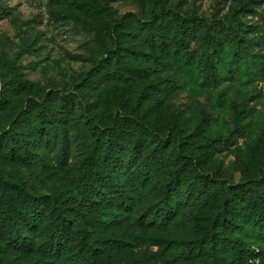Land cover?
<instances>
[{
    "label": "rangeland",
    "instance_id": "rangeland-1",
    "mask_svg": "<svg viewBox=\"0 0 264 264\" xmlns=\"http://www.w3.org/2000/svg\"><path fill=\"white\" fill-rule=\"evenodd\" d=\"M81 2L103 10L102 14L89 17L78 7ZM161 4L207 21L228 18L248 5L250 16L241 21L264 25V0H0V178L4 182L32 197L59 195L62 203L76 197L84 157L80 144L91 130L85 121L97 125L116 114L134 113L143 116L151 134L160 139H165L172 124L183 132L186 143L199 149L226 139L208 163L224 172L226 181L238 183L246 160L264 152V75L254 81L235 77L215 84L199 75L198 62L188 69L160 51L156 41L150 46L138 39L134 26L152 20ZM257 37L250 34L247 39ZM115 55L127 69L121 79L112 72ZM89 77L92 88L83 89ZM64 95L74 97V106L62 121L45 123L36 117V107L59 111V97ZM243 116L247 119L240 122ZM8 134L13 135L11 147ZM149 156V146L134 160L124 153L128 160L112 170L114 182L128 189L136 171L142 173L134 176L143 181V162ZM170 169L165 165L158 176L145 181L149 194L125 207V219L111 229H100L81 215L74 225L86 229L85 237L98 247L107 238L122 242V249L112 251L117 264L210 262L211 243L203 244L206 254L196 250L201 244L200 204L184 187L168 224L150 211ZM221 234L224 243L218 248L225 255L218 264H227L239 247L259 251L258 256L248 255L245 264H264L263 229L252 234L244 228H226ZM0 264L59 263L36 247L24 252L0 241Z\"/></svg>",
    "mask_w": 264,
    "mask_h": 264
},
{
    "label": "trees",
    "instance_id": "trees-1",
    "mask_svg": "<svg viewBox=\"0 0 264 264\" xmlns=\"http://www.w3.org/2000/svg\"><path fill=\"white\" fill-rule=\"evenodd\" d=\"M84 5L81 2L78 7L89 17H99L103 12ZM249 11L247 5L228 18L207 21L197 15H181L161 4L152 20L134 26V33L150 46L156 41L160 51L172 55L188 69L198 62L199 75L215 84L235 77L254 81L264 75V25L244 24L241 19L250 16ZM250 34L258 37L250 41L247 39ZM112 58V72L121 79L127 71L125 63L118 55ZM106 63L109 67V62ZM92 84L89 77L82 87L92 88ZM73 99L70 95L60 96L59 111L49 106L36 107L35 115L45 123L62 121V116L73 110ZM246 119L243 116L240 122ZM85 124L91 130L84 144H80L84 157L76 197L63 203L59 195L32 197L0 178V241L24 252L36 247L41 253L55 257L59 264H117L112 251L122 249V242L107 238L98 247L87 240L86 229L79 230L74 223L81 215L100 229H111L125 219V207L149 194L145 181L158 176L165 165L171 167L170 175L150 211L168 224L177 210L179 190L184 187L201 207L198 216L201 244L196 250L206 254L204 242L212 244L211 260L204 264H218L224 259L225 251L218 248L224 243L223 229L244 228L252 234L264 230V152L250 156L240 170L238 183L232 184L224 179V172L208 163L210 155L220 152L219 146L226 139L219 140L218 146L207 143L200 150L184 141L183 132L175 124L165 139H160L151 134L145 118L134 113L116 114L109 120H99L97 125L87 121ZM12 137L8 134V147L12 146ZM231 137L232 134L228 136ZM147 146L150 156L143 162V181L134 176L142 173L136 171L130 175L128 189L115 183L111 173L121 161L124 164L128 160L123 154L134 160ZM239 248L227 264H245L248 255L258 256V250Z\"/></svg>",
    "mask_w": 264,
    "mask_h": 264
}]
</instances>
